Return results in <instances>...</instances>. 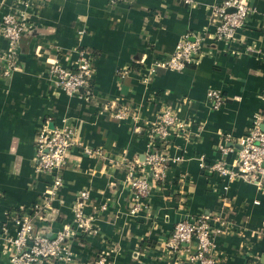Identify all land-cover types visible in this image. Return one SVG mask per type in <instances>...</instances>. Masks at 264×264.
Here are the masks:
<instances>
[{
    "label": "crops",
    "instance_id": "1",
    "mask_svg": "<svg viewBox=\"0 0 264 264\" xmlns=\"http://www.w3.org/2000/svg\"><path fill=\"white\" fill-rule=\"evenodd\" d=\"M25 1L0 0V23L9 12L29 22L15 48L0 34V264L10 263L14 218H29L33 234L53 237L73 223L81 191L88 192V228L68 239L73 264L99 256L106 264H198L164 245L177 220L197 215L212 225L216 264H264V181L209 171L218 159L231 166L264 108V0H248L251 12L230 41L213 34L212 8L221 0ZM184 35L204 36L199 60L177 71L161 66ZM82 50L94 67L89 96L63 91L50 71L54 62L75 65ZM6 64L14 66L8 75ZM213 90L223 96L218 107L208 97ZM163 105L189 125L170 136L172 160L164 180L152 184L148 207L132 213L124 164L151 150L149 129ZM123 107L130 112L117 116ZM44 122L74 127L93 150L68 151L56 190L54 174L34 166ZM219 220H226L222 228Z\"/></svg>",
    "mask_w": 264,
    "mask_h": 264
},
{
    "label": "built area",
    "instance_id": "2",
    "mask_svg": "<svg viewBox=\"0 0 264 264\" xmlns=\"http://www.w3.org/2000/svg\"><path fill=\"white\" fill-rule=\"evenodd\" d=\"M112 3L130 0H109ZM191 3L192 0H182ZM31 0H26L29 5ZM214 18L213 34L217 39L230 41L238 28L242 27L251 9L248 0H221L212 8ZM29 22L24 13L9 12L2 16L0 34L15 48L21 34L27 31ZM204 36L184 35L180 39L169 58L160 61V65L171 70H181L185 66L194 64L204 53ZM16 53V49L14 52ZM3 74L8 75L14 66L6 64ZM56 84L65 92H78L84 96L91 93L90 82L94 74L92 56L82 50L78 51L75 65L65 68L54 62L51 69ZM153 66L148 67L144 77L152 74ZM214 107L223 101V96L215 90L208 94ZM130 112L128 108H121L117 116ZM264 108L255 116L252 126L238 143L236 156L227 166L222 159L211 163L209 171L229 180L243 179L261 184L264 181ZM189 121L179 119L172 108L163 105L157 113V121L149 129L151 136V150L146 153L143 161H126V182L131 188L132 199L130 212L134 213L148 207V197L152 184L162 182L167 167L172 160L166 152L171 135H182L188 127ZM73 147H80L86 154L93 150L77 138L74 127L50 128L46 122L36 131L34 138V166L38 171L54 174L52 190H56L62 183L60 171L66 165L68 151ZM224 151V149H223ZM202 158V157H200ZM88 199V192L81 191L74 209L72 224H64L53 237L45 234H33L32 220L23 216L14 218L15 234L9 239L13 246V253L9 264H39L42 260H49L53 264H73V255L68 239L77 232L87 231L88 219L83 213L82 203ZM226 220H219L222 228ZM6 232V229H3ZM220 228L215 232H219ZM191 244H193L191 246ZM165 247L172 253L183 251L188 262L198 264H216L218 255L215 252L212 225L206 215L193 218L184 217L177 220L171 233L165 241ZM186 245V246H185ZM220 260V258H219ZM94 264H106L105 256H99Z\"/></svg>",
    "mask_w": 264,
    "mask_h": 264
},
{
    "label": "water",
    "instance_id": "3",
    "mask_svg": "<svg viewBox=\"0 0 264 264\" xmlns=\"http://www.w3.org/2000/svg\"><path fill=\"white\" fill-rule=\"evenodd\" d=\"M24 34H25V32H24L23 34H21V36L19 37L18 44H20L21 39H22V37L24 36ZM263 129H264V125H263Z\"/></svg>",
    "mask_w": 264,
    "mask_h": 264
}]
</instances>
